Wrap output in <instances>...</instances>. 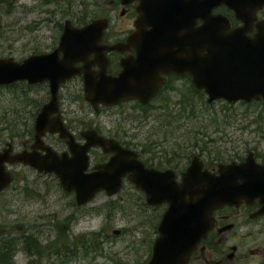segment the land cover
Instances as JSON below:
<instances>
[{
  "label": "water",
  "instance_id": "obj_1",
  "mask_svg": "<svg viewBox=\"0 0 264 264\" xmlns=\"http://www.w3.org/2000/svg\"><path fill=\"white\" fill-rule=\"evenodd\" d=\"M131 1L122 0L123 4ZM219 5L230 8L242 26L230 31L225 17L212 14ZM262 6L264 0H140L139 16L134 22L136 31L126 45L136 47L138 40H142L144 49L140 54L144 61L138 66L130 59L124 61V70L118 79L104 73L99 82L89 77L85 82L88 99L108 105L130 98L146 103L158 88V74L172 72L190 75L192 84L205 91L208 102L220 98L228 102L264 100V20L255 25L257 33L253 37L246 35L256 20L255 12ZM198 20L202 22L200 26H196ZM106 27V20H95L79 29L66 21L60 47L53 55L38 56L23 64L11 59L0 60V85L23 80L36 69L50 68L64 73L50 78L51 97L35 119L31 151L13 155L10 144L0 151V193L12 181L7 164L29 166L38 174H54L65 192L74 193L77 206L90 202L101 191L108 197L114 196L126 178L144 194L147 205L167 204L147 264H187L211 228L212 212L216 208L225 204L238 206L250 196L264 198V167L255 164L249 154L242 165L220 166L219 175H215L202 170L198 157H193L178 183L172 171L145 168L135 152L95 132L85 134L86 143L81 148L72 140L67 142L71 157L59 156L45 146L41 138L46 130L67 136L61 129L48 128L46 117L57 105L59 83L74 74L69 58L95 51ZM83 39L92 41L77 42ZM119 47L114 45L108 49L119 50ZM60 51L64 54L62 60L57 57ZM148 73L152 79H147ZM93 146L113 156L93 172L86 173V152ZM258 214H264V206ZM112 233L117 235L119 231Z\"/></svg>",
  "mask_w": 264,
  "mask_h": 264
},
{
  "label": "rangeland",
  "instance_id": "obj_2",
  "mask_svg": "<svg viewBox=\"0 0 264 264\" xmlns=\"http://www.w3.org/2000/svg\"><path fill=\"white\" fill-rule=\"evenodd\" d=\"M106 14L111 18V32L119 29L113 25L116 22L129 27V17L122 18L109 0L7 1L0 4V58L28 55L41 41L48 43L66 19L83 25ZM168 89L163 97L169 100L153 102L147 114L140 111L135 121L128 116L125 124L128 137L143 157L157 155L160 161L182 169L198 154L209 165L229 158L237 161L249 151L264 157V102L227 104L219 100L207 104L205 95L196 93L188 78ZM44 91L35 92L20 84L0 87V150L6 142L21 147L31 140L34 115L45 100ZM10 169L14 181L0 194V238L16 244L13 264L147 263L164 206L147 207L143 195L125 183L115 197L99 193L86 206L76 207L73 196L62 191L53 175H38L23 166ZM222 213L233 215L231 222L243 219L234 210ZM249 228L241 226L233 232L237 237L232 241L242 242V247L237 259L223 257L224 264H264L260 253L249 255L257 244L251 240L257 237H240ZM113 231L120 233L114 235ZM92 233L100 243L99 252L73 248L72 241ZM23 236L36 239L40 251L25 253L20 245ZM62 243L65 247L60 249ZM245 255H249L247 259ZM189 264L213 263L197 251Z\"/></svg>",
  "mask_w": 264,
  "mask_h": 264
},
{
  "label": "flooded vegetation",
  "instance_id": "obj_3",
  "mask_svg": "<svg viewBox=\"0 0 264 264\" xmlns=\"http://www.w3.org/2000/svg\"><path fill=\"white\" fill-rule=\"evenodd\" d=\"M138 3L139 1L135 0L126 6H123L121 4V0H109V5L114 7V9H119V15L122 18L129 17L130 25L127 28H123L120 23L116 22L113 25L119 29L112 32L109 26L108 30L103 33V36L99 42L100 45L110 46L126 41L127 36L133 31V22L137 16L136 7ZM216 10L225 11L227 14H229V11L223 7H219ZM256 14L258 20L263 19L264 8L259 10ZM93 19L87 21H91ZM230 20L232 27H237L240 25V23L234 22L232 19ZM74 26L76 27V25ZM62 30V26L58 25V27L54 30V34L50 37L48 43L47 41H41V44L39 47H37V49H31V52L28 55L22 57L21 60L23 61V59H26L31 55L53 52L58 47ZM254 33L255 31L252 30L249 35H253ZM98 48L104 49V47L101 46ZM140 48L141 46L137 45L136 47L126 48V50L123 52L116 50L109 52L98 50L94 52L87 51L85 55L75 56L73 60L69 58V62L71 61L72 67L77 70V72L67 80H64L62 83H60L56 106L57 111L47 117L48 127L58 128L61 129L63 133H68L72 140L77 144L75 146L79 148H81L80 146H83L86 143V138L84 135L87 132L94 131L98 136L117 141L119 145L125 149H134L133 147H136V145L133 144L131 142V138L128 137V132L126 130L127 125H125L126 122L129 121L128 116L130 119L132 118L135 121L140 117V111L145 113L146 109L153 102L169 100L170 97H163L165 93L170 92V89L168 88H170L174 82L178 83L180 80L187 78L189 79V77L186 75L181 76L176 74H168L163 76V82L160 84L155 95L150 99L148 104H142L137 99L120 100L112 105L103 104L98 100L93 103L88 99L87 93L84 90V85L85 82L87 83L88 77H94L99 82V77L102 73H104L106 76H111L113 79H118L122 74V60L128 57L132 58L133 60H139L136 52ZM58 57L61 60L63 58L62 53H59ZM103 58L106 61H103ZM33 75L38 76L40 74L33 73ZM51 83L52 82L49 79H44L41 82H35V78L31 77L30 80H22L16 82L15 84L23 85L25 89H34L35 92H38L42 88L45 89L43 92L45 100H43V103L40 105L41 108V106H43L49 99L48 87ZM177 87H179V85H177ZM40 108L38 110H40ZM33 125L34 121L32 124V129ZM32 141L33 139L28 142H24L21 147H17L12 141L10 143L13 145L14 152L18 153L24 150L30 151ZM67 141H69V137L63 138L59 133L53 134L48 131L42 137L43 144L52 148L56 153H68V155H71ZM86 154L89 163L87 172L94 171L96 166L107 162L112 156L111 153L103 152L100 147L90 148ZM138 157L139 159L141 158L143 160L147 159L143 157L141 152H138ZM160 159L161 157H158L157 155L148 158V160L151 162V165L159 167L160 170L171 169L175 173L176 177L180 176V174L185 171L188 166L187 165L183 169L176 166L171 168L167 166H170V164H177H166L165 161L162 162ZM242 161L243 159L237 160L238 163ZM256 161L257 163L264 165L261 159H256ZM229 162L236 161L232 158H229L228 161L222 163L226 164ZM218 164L219 163L208 165V167H206L203 163L204 168L211 172H217ZM237 207L238 208L232 206H222L213 212V226L211 230L207 232L205 239L200 243L198 250L200 255H203L205 261H209L213 264H224V259L229 261L232 259H237L236 257L239 255L242 242L236 240L232 241V239L237 237V235H234L233 232H235L241 226L246 228L250 226V228L249 230L245 229V234H242L240 237H257L251 240L257 244L254 245V248H250L251 252L249 255L260 253L264 260V215L257 216V213L261 208L260 201L258 199H248L247 201H242ZM224 210H234V214L242 217L243 219L231 222L233 215L223 214L222 212ZM256 221L259 222L258 229L255 226L257 225ZM227 225H231V228L228 230H222ZM228 243H231V247L226 249V245ZM253 250L255 252H253ZM225 252H227L226 255H224ZM204 254L206 255L204 256ZM248 256L245 255L244 258L247 259ZM254 256L257 255L254 254Z\"/></svg>",
  "mask_w": 264,
  "mask_h": 264
},
{
  "label": "trees",
  "instance_id": "obj_4",
  "mask_svg": "<svg viewBox=\"0 0 264 264\" xmlns=\"http://www.w3.org/2000/svg\"><path fill=\"white\" fill-rule=\"evenodd\" d=\"M74 249L98 251L101 248L100 243L97 239L96 233H92L90 236H80L79 238L75 239V241L71 242ZM14 244L12 241L6 242V240L0 238V264H13L12 258L15 254ZM20 245L22 246L25 253L33 254L40 251V244L37 243L36 239L32 237L23 236L20 238ZM65 247L62 243L60 249ZM33 249V250H32ZM58 249V250H60Z\"/></svg>",
  "mask_w": 264,
  "mask_h": 264
}]
</instances>
